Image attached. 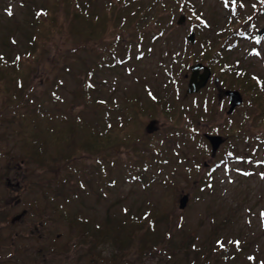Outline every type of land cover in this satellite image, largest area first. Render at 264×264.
Wrapping results in <instances>:
<instances>
[{
  "label": "rangeland",
  "instance_id": "374dc122",
  "mask_svg": "<svg viewBox=\"0 0 264 264\" xmlns=\"http://www.w3.org/2000/svg\"><path fill=\"white\" fill-rule=\"evenodd\" d=\"M82 3L88 5L87 19L72 21L82 34L70 32L66 13L64 33L58 29L50 37L37 65L25 75L24 84L36 86L33 105L37 103L52 121L60 115L72 121L74 116L90 132L96 126L114 128L123 116L132 117V110L140 109L133 121L142 125L126 130L142 143L155 146L161 132H175L172 124L189 127V133L169 135L159 145L160 164L138 178L126 170L141 158L137 145L120 146L114 141L102 145L99 152H85L84 146H73L84 136L76 123L69 137L66 126L73 123L58 122L63 138L43 137L47 157L70 156L71 163L62 171L56 170L60 163L53 170H41L21 160L16 122L0 124V264H87L89 254L80 258L86 247L68 240L66 225L58 223L55 215H48L40 224L30 215L11 224L29 202L41 205L45 196L92 228L125 227L120 236L126 240L133 230L130 223L151 214L157 232L150 240L170 234L171 242L164 244L158 256H143L133 264H264V41H256L264 31V0H80ZM47 4L48 0H0V54L27 50L36 22L34 10ZM180 17L185 20L179 26ZM100 18L106 19L107 34L96 29L95 38L87 40L89 26ZM191 33L194 44L187 41ZM242 33L251 34V40H239ZM152 34L160 35L151 42ZM139 37L145 39L142 45ZM71 43L88 47L66 57ZM226 44L235 47L220 51ZM107 46L111 56L101 62L98 56ZM114 51L120 61L126 54L131 56L124 65L107 69ZM207 62L213 67L206 87L187 95L190 68L196 64L207 67ZM67 63L72 71L63 73L59 69ZM88 68L93 73L92 88L82 101L84 91L77 80ZM57 76L60 85L54 87ZM224 91H237L242 97L234 113L228 114L229 97ZM6 99L0 91V109L12 104ZM104 102L105 111L99 104ZM122 102L123 106H116ZM174 111L177 116L170 119ZM103 116L108 117L105 125L98 122ZM205 136L223 139L214 154ZM113 146L116 150L111 151ZM9 152L14 160L6 167ZM96 153L105 157L101 167L106 172L85 181L82 171L93 165ZM223 156L226 162L215 167ZM65 174L69 182L63 191L68 197L56 198L55 180ZM42 179L50 182L47 190L34 186ZM182 196L188 197V203L180 210ZM187 239L193 240L191 244ZM110 241L107 237L96 248L100 259H109L113 253ZM64 244L69 245L67 253L58 249ZM41 249L46 250L45 258L38 253ZM53 250L59 253L56 258L51 255ZM169 254L173 255L170 259Z\"/></svg>",
  "mask_w": 264,
  "mask_h": 264
},
{
  "label": "trees",
  "instance_id": "16d2710c",
  "mask_svg": "<svg viewBox=\"0 0 264 264\" xmlns=\"http://www.w3.org/2000/svg\"><path fill=\"white\" fill-rule=\"evenodd\" d=\"M87 6L88 5L85 3L80 4V0H48V4L45 8H39L34 10V17L36 19V22L33 25V31L28 37L29 46L27 50H16L15 55L11 54L12 51H9V53L0 54V91H2L3 94L6 96V101H8L9 104L12 103L10 106H3L0 109V124L8 121L16 122L14 133L19 136L20 142H17L16 144L19 145L21 148V160L23 162L25 161L26 163H28L27 165L35 164L36 167L41 170H53L52 166L57 163H60V165L58 164V168L56 170L62 171L63 169L67 168V166L71 163L70 156L64 157L61 154L59 155V153V156L57 158L49 159L47 157L50 156V154H47L43 137H45L47 140L50 139V137L63 138L60 134L61 129L59 128L58 122H63L62 125L73 123L66 126L68 130L66 134L69 137H71L72 133L75 132L76 123V129L81 130V132H84V136L79 143H74L73 146H84L86 148L85 152H99L102 145H112L114 144V141H117L120 146H125V144L127 143L131 145H137V151L140 154L141 158L132 161V163L128 165L129 167H126V170L128 171L129 175L132 176L133 172V176L141 178L144 174L150 171L149 168L151 166L156 167V165L160 164L161 153L159 145H161V143L167 140L169 138V135L173 136L175 134L174 136H176V133L180 135L185 134L187 132L189 133V127L181 128L177 125L175 126V124H172L171 129H173V131L175 132H171V134L167 131L161 132L162 134L156 140V146L150 142L148 144H144L137 136H135L134 133H128L126 130L127 127L132 125L136 126L139 123L136 121L135 124L133 119H136L140 115L141 110L134 108L132 110L134 116H123L114 128H112L110 125L109 128L100 130L97 129L96 126L95 131L90 132L89 129H85L84 125H80L78 121H75L74 116L72 121H70L69 119L66 120V118H64L65 116L63 115H60L58 119L56 118L52 121L51 115H48L45 111H43L40 106L37 105V103L33 105L36 101L35 99H32V95L35 94L36 86L34 84H24L26 79V73L34 69L35 65H37L38 59L42 57L41 55L42 53H44V45H46V42L50 39V37L55 36V34H57L58 29L60 30V32L64 33L65 30L63 27H65V22L63 20H66V13L69 16L68 21L71 20L72 29L70 30V32L73 35L78 36L82 34L81 30L78 29L77 26H74L72 21L74 19H87L88 15L85 12V8ZM127 23L128 22L125 21V24ZM105 24L106 19L102 18L92 22V26H89L90 30L86 35V39L93 40L95 38L94 33L96 29L97 31L99 30V33L106 35L108 29ZM159 35L160 34H152L150 36V41L153 42ZM139 40L141 43H139V45H142V42L145 39L139 37ZM114 42L115 43H112V45L118 44V40ZM87 47L88 45L82 47V44L79 45L78 43H71L67 46V51L65 55L66 57H74L79 50H85L87 49ZM116 52L114 51L115 54H113L111 63L107 62L105 68L109 69L124 65V63L127 62L128 58H130L131 56H129V54H126L125 59L122 58V60L120 61L119 57H117L119 55H117ZM105 56H111L110 49L108 46L104 48L103 54H101V56H98L99 60L101 62H104L106 60L104 59ZM26 60H28L27 64L25 63ZM211 65L208 64L207 67L212 69L213 66ZM70 66L72 65L67 63L63 67L61 66L59 70H61L63 73H70L72 71L70 70ZM92 75L93 73L91 69L88 68L85 71L84 76L77 80L78 84H80L82 90L84 91V93H82V101H86L88 89L92 88V82L90 81ZM59 76L61 77V75ZM58 79L59 78L57 76L53 82L54 87H58L60 85V83L57 82ZM3 87H5V89H2ZM138 102L139 100H136L135 105L138 104ZM99 104L101 106V109L105 111V108L107 107L106 103L104 102ZM123 104L124 103L122 102L120 105L117 104L116 106L120 107L123 106ZM176 114V111H174V113L171 112L169 115L171 116L170 119H173L175 116H177ZM107 118L108 117L103 116L102 119L97 120L98 122L102 121V123H104L105 125V120H107ZM139 124L141 126L142 122H140ZM193 134L195 135V133ZM194 135L192 136L194 137ZM114 150H116V147L111 149V151ZM96 155L98 154L96 153L95 155H93L95 157V162L93 163V165L90 166V168L86 170V172L84 170L82 171V176L85 181L88 179H93L94 177H103L106 172V169H102L101 167V161H103L104 156H102V154L99 156ZM13 157L14 156H12L9 152L7 158L8 161L5 164L6 167L8 165V162L12 163V161L14 160ZM150 157L152 159H150ZM229 157L230 156H228L227 159H229ZM64 159L68 161H65L66 163L62 165L61 163ZM224 162H226V159L223 156L216 162L215 165L217 166L220 163ZM58 174L59 172L56 174V177L58 176ZM42 180L43 181L35 184L34 186L39 187L40 189L42 187L48 188L50 182L48 180ZM68 182L69 176L67 174L62 175V178L55 180V183L58 186H56L57 191L54 193V197L59 198L60 196H62L64 197V199L68 197V193L65 194V191H63L66 190ZM27 186L28 185L25 184L24 187L26 188ZM70 186H72V184ZM45 198L47 200H45V203L41 205L40 203H37L35 201L29 202L27 204L26 209L23 210L25 212L24 217L30 215L34 217L36 221H38V224H40L47 221L48 215H55V219L58 221V223L66 225L68 229V240L75 239L76 241L81 243V245H83L81 248L86 247V250L80 256V258L85 256L86 254H89V260L87 264H124L125 262L127 264H133L132 261H138L143 256H158V253L163 250L164 244H169L171 242L172 235L170 236V234H166V236L161 235V239H154L157 240V242L152 243V241L154 240H150V236L152 234L154 235V233L157 232L155 230L157 226L156 221L150 220L149 217H152L151 214H147L145 218H142V220L136 219L132 223H130V227H133V230L130 231L131 235L129 239L126 240L121 239L120 236L121 231L125 230V227L118 225L115 227L96 226L92 228L90 224L85 221V219L71 216L70 214H68V212L63 206L56 205L53 199H49L47 198V196H45ZM4 205L1 207H4ZM7 218H9V216H6L5 222L7 225H10ZM146 219L148 220L146 221ZM111 233L112 236H110ZM107 237L111 240L110 242L113 247V253L111 254L109 259H100V256L96 253V248L99 247L102 243H104ZM191 241L193 240H188L190 244ZM68 247V244H64L63 246L61 245L58 249H60L63 253H67ZM38 253L41 258L46 257L45 249H41ZM58 254L59 253L53 250V254L51 255L53 258H56V255ZM161 256L162 254H159V257ZM172 256V254H169L168 258L170 259L172 258ZM10 260L11 259L9 258L3 263H7ZM192 264H195V262H192Z\"/></svg>",
  "mask_w": 264,
  "mask_h": 264
},
{
  "label": "water",
  "instance_id": "95a60500",
  "mask_svg": "<svg viewBox=\"0 0 264 264\" xmlns=\"http://www.w3.org/2000/svg\"><path fill=\"white\" fill-rule=\"evenodd\" d=\"M184 20H185L184 17H180L177 22V25L179 26L182 25L184 23ZM263 33L264 31L260 32L258 37H260ZM187 41L190 44H194L195 38L193 33L187 36ZM201 71L202 73H200ZM209 79H210V70L206 66H203L202 64H196L195 66H192L190 68V77L188 80L186 94L194 95L198 93L200 90L206 87ZM224 95L229 97L230 108L228 110V114H230L234 111L235 108L241 105L242 97L237 91H224ZM205 139L210 145L212 154H214L219 149L220 145L223 143V139L219 136H205ZM178 203H179V209L183 210L188 203V197L182 196L179 199ZM24 215L25 212L23 211L22 213L17 215L14 219H12L11 224L19 220L21 221Z\"/></svg>",
  "mask_w": 264,
  "mask_h": 264
},
{
  "label": "bare ground",
  "instance_id": "6f19581e",
  "mask_svg": "<svg viewBox=\"0 0 264 264\" xmlns=\"http://www.w3.org/2000/svg\"><path fill=\"white\" fill-rule=\"evenodd\" d=\"M245 36H246V34L245 33H242V35L240 36V39L239 40H241V41H248V39H246ZM234 47L235 46H230V45H227L226 44V45L222 46V48H221L222 50H220V51H223L224 52V50H231V49H234ZM224 48H226V49H224Z\"/></svg>",
  "mask_w": 264,
  "mask_h": 264
},
{
  "label": "flooded vegetation",
  "instance_id": "af4514ba",
  "mask_svg": "<svg viewBox=\"0 0 264 264\" xmlns=\"http://www.w3.org/2000/svg\"><path fill=\"white\" fill-rule=\"evenodd\" d=\"M246 37V39H248V41H250L251 39H250V37H251V35H247V36H245ZM256 41L258 42H263L264 41V33L260 36V37H256ZM235 110H236V108L234 109V111H233V113L235 112ZM231 114V113H230ZM215 167H216V165H215ZM213 168H214V166H213ZM210 169V168H209ZM208 181H209V179H208Z\"/></svg>",
  "mask_w": 264,
  "mask_h": 264
},
{
  "label": "snow or ice",
  "instance_id": "6c2138e0",
  "mask_svg": "<svg viewBox=\"0 0 264 264\" xmlns=\"http://www.w3.org/2000/svg\"><path fill=\"white\" fill-rule=\"evenodd\" d=\"M9 14H11V13H9Z\"/></svg>",
  "mask_w": 264,
  "mask_h": 264
}]
</instances>
